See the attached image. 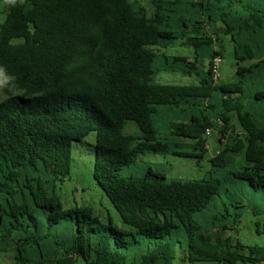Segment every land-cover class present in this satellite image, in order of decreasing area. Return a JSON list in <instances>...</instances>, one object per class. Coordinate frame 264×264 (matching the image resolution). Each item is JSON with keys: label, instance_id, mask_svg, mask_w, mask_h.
Segmentation results:
<instances>
[{"label": "trees", "instance_id": "16d2710c", "mask_svg": "<svg viewBox=\"0 0 264 264\" xmlns=\"http://www.w3.org/2000/svg\"><path fill=\"white\" fill-rule=\"evenodd\" d=\"M150 4L148 17L129 0L7 3L0 24V252H13L15 264H172L176 246L191 263L246 259L221 237L240 220L243 202L264 188V88L219 85L212 60L221 58L215 31H237L251 46L236 48L234 79L252 74L240 62L264 63V0ZM177 40L194 49L193 58L161 52ZM160 72L196 82L160 84ZM128 121L136 132H124ZM208 128L224 147L204 178L167 182L151 166L122 174L146 153L202 159ZM90 133L93 180L129 231L101 223L88 207L62 209L56 194L70 175L72 143Z\"/></svg>", "mask_w": 264, "mask_h": 264}, {"label": "rangeland", "instance_id": "374dc122", "mask_svg": "<svg viewBox=\"0 0 264 264\" xmlns=\"http://www.w3.org/2000/svg\"><path fill=\"white\" fill-rule=\"evenodd\" d=\"M130 2H138L142 5L150 17L153 15V8L150 0H129ZM8 12L6 2L0 1V24L4 21ZM220 22L216 23L218 28ZM215 28V27H214ZM217 31V30H216ZM217 44H220L221 58L217 65L219 85H228L238 83L244 91L261 90L264 88V63L257 66L258 61L245 60L239 63L244 67H251L252 74L246 75L243 82H238L234 79L236 70V60L234 53L239 44L249 45L246 42L240 41L242 36L234 31L231 35H224L217 31ZM239 37V38H238ZM239 39V40H238ZM184 40H177L173 45H169L161 52L168 56H185L188 58L194 57V49L187 43H182ZM251 46V45H249ZM252 48V47H251ZM253 49V48H252ZM263 50V49H262ZM242 52V50H238ZM254 52V50H253ZM264 61V52H263ZM208 65L207 59L203 61V69ZM257 66V67H256ZM249 77V78H247ZM4 80L0 79V103L5 100L2 93V84ZM156 82L160 84H176L189 85L196 82L194 76H185L180 73L160 72L156 77ZM234 131L242 135L241 129L236 121H233ZM137 131V127L133 122L128 121L125 125V133H133ZM223 143H218V134L213 131L206 138L205 148L202 159H194L190 157H178L169 154H154L146 153L136 158L140 163L139 166H130L123 170V175L134 174L145 169L146 166H151L153 169L165 173L166 181L172 180H191L204 178L212 169L209 159L212 158L218 150L223 149ZM95 152V134L90 133L81 141L73 142L71 148V170L67 180L62 183H57L56 194L60 199L62 209L70 210L74 208H90L91 216L97 218L101 223L111 226L118 231H129L130 228L123 224L112 204L93 180L92 170L94 163ZM240 160V157H237ZM254 199L250 198V202H243L241 209L240 220L235 224L234 228L225 231L222 239L229 238L228 244L231 246V251L243 256L244 260H237L231 264H262L259 260H264L262 251H251L252 248L258 247L264 249V188L258 192H253ZM228 202V201H227ZM226 202V203H227ZM254 211H253V209ZM13 252H0V264H15L13 260ZM263 258V259H262ZM259 261V262H256ZM77 264H84L83 261H78ZM172 264H229L226 262H188L186 254L179 246L175 247V256Z\"/></svg>", "mask_w": 264, "mask_h": 264}, {"label": "built area", "instance_id": "2783aa9c", "mask_svg": "<svg viewBox=\"0 0 264 264\" xmlns=\"http://www.w3.org/2000/svg\"><path fill=\"white\" fill-rule=\"evenodd\" d=\"M220 61V57H215L213 60H212V64H213V79L215 81H217L218 79V72H217V65ZM212 133V129L208 128L205 130V137L209 136L210 134Z\"/></svg>", "mask_w": 264, "mask_h": 264}, {"label": "clouds", "instance_id": "9594fccd", "mask_svg": "<svg viewBox=\"0 0 264 264\" xmlns=\"http://www.w3.org/2000/svg\"><path fill=\"white\" fill-rule=\"evenodd\" d=\"M6 3H9V4H15L16 3V0H5ZM16 94V93H14Z\"/></svg>", "mask_w": 264, "mask_h": 264}, {"label": "crops", "instance_id": "0c3cea01", "mask_svg": "<svg viewBox=\"0 0 264 264\" xmlns=\"http://www.w3.org/2000/svg\"><path fill=\"white\" fill-rule=\"evenodd\" d=\"M262 264H264V261H261Z\"/></svg>", "mask_w": 264, "mask_h": 264}]
</instances>
